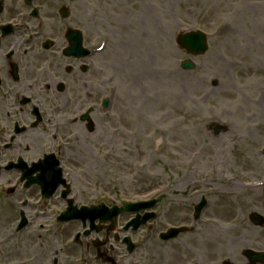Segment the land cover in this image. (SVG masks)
Here are the masks:
<instances>
[{
	"label": "rangeland",
	"instance_id": "1",
	"mask_svg": "<svg viewBox=\"0 0 264 264\" xmlns=\"http://www.w3.org/2000/svg\"><path fill=\"white\" fill-rule=\"evenodd\" d=\"M68 1L42 4L56 7ZM71 1L80 18L86 19L87 12V19L95 18L104 30V95L115 98L103 130L80 154L83 160L75 175L84 178L79 186L83 198L91 203L106 196L110 207L165 194L155 210L160 219L147 243V264H247L243 251L264 252L256 247L264 239L239 242L227 222L237 215L238 222L264 232V223L256 226L250 219L258 214L264 221V0ZM195 31L208 37L209 52L203 57L188 55L176 42ZM187 60L195 70H182ZM142 62L148 74L157 76L138 80ZM235 183L240 191L234 192ZM245 183L261 187L244 190ZM167 186L171 189L165 193ZM4 193L0 187V222L3 227L9 219L11 228L19 212ZM202 198L209 207L195 223L193 207ZM130 218L125 215L123 220ZM48 223L43 218L46 230L34 227L9 249L26 245L31 253L40 243L47 246L49 238L57 241L47 234ZM178 227L197 232L169 243L159 240L160 232ZM59 245L57 241L45 251L49 255ZM79 259L80 252L68 261Z\"/></svg>",
	"mask_w": 264,
	"mask_h": 264
},
{
	"label": "flooded vegetation",
	"instance_id": "2",
	"mask_svg": "<svg viewBox=\"0 0 264 264\" xmlns=\"http://www.w3.org/2000/svg\"><path fill=\"white\" fill-rule=\"evenodd\" d=\"M68 2L48 7L42 0L31 5L0 0V180H7L0 187L5 188L3 198L19 212L11 228L9 219L0 227V264H71L68 260L79 252L81 259L73 264H131L141 251L133 262L147 264L139 233L125 230L129 220L119 217L114 229L99 220L90 227L86 220V210L107 205L106 196L86 201L79 190L84 178L75 175L83 160L80 154L106 124L105 36L99 21L87 19V12L86 19L80 18ZM97 141L104 150V140ZM54 162L61 179L52 173ZM26 166L35 169L29 189ZM45 184L56 185L48 198ZM43 218H49L47 234L61 242L59 248L48 255L47 247L57 245L48 237L47 246L40 243L31 253L26 245L9 249L34 227L46 230ZM53 225L57 227L51 229ZM126 238L135 245L133 254L127 251Z\"/></svg>",
	"mask_w": 264,
	"mask_h": 264
},
{
	"label": "water",
	"instance_id": "3",
	"mask_svg": "<svg viewBox=\"0 0 264 264\" xmlns=\"http://www.w3.org/2000/svg\"><path fill=\"white\" fill-rule=\"evenodd\" d=\"M30 1V0H29ZM177 43L178 45L181 47V49L185 50L188 54L199 57V56H203L208 52V46H207V39L205 37V35H203L200 32H191V33H187L185 35H181L178 37L177 39ZM182 67L184 68V70H193L195 68V66L190 62V61H186L182 63ZM219 131L217 130V133ZM155 205V203H153V205L151 206H145L143 204H137V205H127L125 208H123L122 210H119L118 213L116 215H118L119 213L123 212V211H127V212H139L141 211V209H149L152 208ZM205 205V201H203L201 203V205H198L196 212L197 214H199V212L202 210L203 206ZM151 216H148L146 218H144L143 223H145L148 219H150ZM139 219V217L137 218ZM115 221V219H114ZM252 221L256 224V225H262L263 220L261 219V217L257 216H253L252 217ZM185 232L184 230H171L169 231L168 234L164 235L163 239L165 240H170V239H174L176 237L179 236L180 233ZM248 259L250 260V264H263L264 263V254H254L253 252H248L247 253Z\"/></svg>",
	"mask_w": 264,
	"mask_h": 264
},
{
	"label": "bare ground",
	"instance_id": "4",
	"mask_svg": "<svg viewBox=\"0 0 264 264\" xmlns=\"http://www.w3.org/2000/svg\"><path fill=\"white\" fill-rule=\"evenodd\" d=\"M143 11L145 12L146 10L143 8ZM149 71H151V68ZM137 72H138V74H137L138 80H143L145 75L150 76V77L157 76V74L155 72H154V74H150V72L148 74V67L143 62L141 63V68ZM177 75L180 76L178 73H177ZM239 187L240 186L237 183L233 184L234 192L237 191L239 189ZM258 188L260 189L258 183L248 184V185L245 183V185H242V189H244V190L257 191ZM238 191H240V190H238ZM218 195H220L221 197H227V199L230 197L229 194H227V193L224 194L223 192H220ZM238 220H240L238 218V216L234 215L233 217H231L229 219V221H227L228 227H229L231 233L234 234L233 236L238 235L237 241L243 242V241L255 239V238H256V240H258L259 238L264 239V232H259L258 230H252V228L248 224H246L244 221L238 222ZM0 227H2V221L0 222ZM227 232L230 233L228 230H227ZM256 247L258 249H264V241L261 242L259 245H256ZM239 249L238 250L240 252L242 250V246H240Z\"/></svg>",
	"mask_w": 264,
	"mask_h": 264
}]
</instances>
